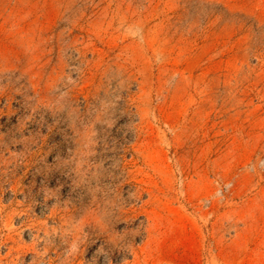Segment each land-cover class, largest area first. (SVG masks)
<instances>
[{
  "label": "rangeland",
  "instance_id": "1",
  "mask_svg": "<svg viewBox=\"0 0 264 264\" xmlns=\"http://www.w3.org/2000/svg\"><path fill=\"white\" fill-rule=\"evenodd\" d=\"M0 264H264V0H0Z\"/></svg>",
  "mask_w": 264,
  "mask_h": 264
},
{
  "label": "trees",
  "instance_id": "2",
  "mask_svg": "<svg viewBox=\"0 0 264 264\" xmlns=\"http://www.w3.org/2000/svg\"><path fill=\"white\" fill-rule=\"evenodd\" d=\"M136 241L138 242V241H139V238L136 239ZM123 258H125V259H129L130 256H127V255H125V253H124V254H122V255H120V256L114 258L113 260H114V262H120Z\"/></svg>",
  "mask_w": 264,
  "mask_h": 264
}]
</instances>
